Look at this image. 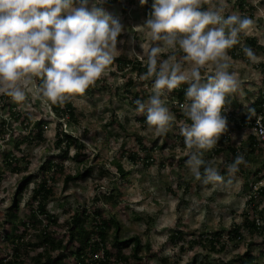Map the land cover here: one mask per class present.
<instances>
[{
    "label": "rangeland",
    "instance_id": "rangeland-1",
    "mask_svg": "<svg viewBox=\"0 0 264 264\" xmlns=\"http://www.w3.org/2000/svg\"><path fill=\"white\" fill-rule=\"evenodd\" d=\"M212 2L218 5V0ZM152 3L150 0L143 5L139 0L112 2L103 0L101 5L103 9L112 17L119 19L125 29L118 36L117 56L122 55L126 59H137L146 63V56L143 59L141 56L143 50L149 46V34L143 25L150 16ZM243 12L253 20V25L240 34V43L236 45V57L227 53L230 57L228 71L234 73L239 80L237 92L229 95L225 104V112L228 114H232L230 108L233 103L236 104L235 108L238 105L248 108L250 102L259 95L258 91L262 86L260 63L264 58L263 53L254 48L248 38L253 36L264 44V0H226L225 15L227 13L240 15ZM245 47L253 50L255 61L243 55ZM163 58H166V54L161 56V59ZM201 74L202 76L212 74V66L208 65L202 69ZM141 75L128 64L119 69L114 59L103 75L84 94L73 95L68 99L75 106L77 119L65 121L60 117L59 120L64 130L71 132L84 143V153L79 155H76L75 146L65 151L64 148L56 147L54 140L58 130V118L49 103L36 98L30 91L26 101L22 103H16L11 97L0 95V131L3 133L0 136L2 173L0 212L10 203L22 176L30 173L33 176L32 180L39 179L41 163L46 158L54 156L55 161L61 162L62 169L57 170L54 179L50 181L53 192L46 202L47 211L57 217L56 223H50L48 226L51 232H57L66 238L72 212L77 207L95 205L93 197L106 191L112 192V197H100L98 203L108 215L112 214L117 220L118 238L133 236L140 238L138 252L145 256L147 264H227L230 259L243 253L247 248L257 255V263L263 264L264 233L255 232L250 235L242 228L244 233L241 239L229 240L226 232L235 222L241 225L243 211L250 210L252 206H256L257 210L263 209L262 196L258 195L250 203L247 199L251 190L264 183V178L261 177L263 172L255 173L256 168L264 161V148L244 158L246 164L240 165L241 169L234 175L229 176L228 172L221 174L225 177V183L204 184L196 180L186 164L188 150L184 145V137L180 134L181 126L188 122L184 116L171 108L172 100L168 95L164 98L175 116V121L166 135H156L154 128L146 123L145 115L138 114L135 103L130 101L136 90L146 92L144 100L152 94L151 80H141ZM128 76L134 80L130 86L126 85ZM185 86L188 87L187 84ZM185 103L186 100L183 112ZM11 111L21 113L18 120L14 119ZM38 118L47 121L42 140L37 139L36 129L33 128V121ZM2 120L4 126L1 124ZM232 124L228 122V142L231 145H238L247 138L250 130L247 127L234 128ZM20 130L31 134V137L21 145L20 151H16L17 154H27L28 162L25 170L13 172L6 166L3 157L4 153L14 149L13 136ZM139 140L147 147L152 145L153 149L143 150L139 146ZM128 148L140 156L150 154L153 156L152 163L146 165L141 160L132 162L127 153L120 155ZM214 148L204 152L202 158L206 164L218 169L222 164L228 165L234 160L235 156L227 149L217 153ZM117 159H120L123 167L128 170L125 176L116 170L113 160ZM21 161L22 164H26L24 160ZM87 169L89 175L65 179L66 174H75L76 171L83 172ZM240 171L241 173H238ZM33 184L31 181L27 191L22 195L18 209L22 217H28L24 202L28 199ZM38 218L40 220L37 226H44L46 222L44 215L38 214ZM89 222L87 219L85 228L89 226ZM176 227H181L184 233L182 240L173 242L169 234ZM215 230L221 233L225 241L224 249L219 251L211 249L209 242L205 240L210 236V232ZM32 231L33 227L27 229L25 239L35 242L37 236L30 234ZM113 232L114 229L111 227L108 243ZM194 238L198 240L200 238L201 242L197 240L198 242L191 244L188 241ZM147 242L150 244V251L145 249ZM129 243L123 248L126 254L133 251L134 241ZM0 246H8L7 241L1 240ZM261 251L263 253H260ZM30 254L32 249H29L27 256ZM66 263L71 262L66 259Z\"/></svg>",
    "mask_w": 264,
    "mask_h": 264
},
{
    "label": "clouds",
    "instance_id": "clouds-1",
    "mask_svg": "<svg viewBox=\"0 0 264 264\" xmlns=\"http://www.w3.org/2000/svg\"><path fill=\"white\" fill-rule=\"evenodd\" d=\"M139 2L143 5L147 0ZM102 3L0 0V95L22 103L30 91L44 103L63 105L94 85L116 58L118 36L125 30ZM225 9L226 0H218V5L212 0H153L143 25L149 46L141 56H146V72L140 79L151 80L152 94L134 101L136 112L145 115L156 135H166L175 116L164 97L182 84L188 85L184 115L191 123H184L180 134L188 150L186 164L204 184L225 183L218 169L202 157L228 130L222 111L227 97L237 92L239 80L228 71L227 53L253 25L246 16H226ZM243 51L255 61L251 48ZM208 65L212 74L202 76L201 70ZM255 115L254 108H247L249 120ZM257 125L264 135L259 120ZM242 164H246L244 156L237 154L227 165L229 176Z\"/></svg>",
    "mask_w": 264,
    "mask_h": 264
},
{
    "label": "trees",
    "instance_id": "trees-1",
    "mask_svg": "<svg viewBox=\"0 0 264 264\" xmlns=\"http://www.w3.org/2000/svg\"><path fill=\"white\" fill-rule=\"evenodd\" d=\"M107 1L112 2L114 0ZM151 1L153 0H150V2ZM239 5H241V3ZM207 6L208 5H205V7ZM227 15L230 14L227 13L226 16ZM240 16L248 17L244 14V12L241 13ZM248 41L253 44L254 48L259 49L263 53L264 57V44L258 42L253 36L249 37ZM235 51L236 45L229 49L228 53L232 57H236ZM243 55H245L244 51ZM115 60L116 66L119 69L124 68V66L128 64L132 69H135L138 74L146 72V63H142L140 60L126 59L122 55L116 56ZM260 66V82H262L264 80V58L260 63ZM133 82L134 80L128 76L126 79V85L130 86ZM37 83H39V81H37ZM186 89L187 86L182 84L171 94H168V97L172 100L171 108L176 113L178 112V114L184 116L187 120V117L182 111L183 104L186 100L184 95ZM127 91L130 92V90ZM145 94L146 92L144 90H136L133 92V97L130 101L134 104V101L137 99L144 100ZM261 102L262 98L261 94H259L254 101L250 102L248 108H254L255 111H258L260 109ZM49 105L58 118V130L56 131V138L54 140L56 147L64 148L65 151L69 147L75 146L76 155L84 153V143L81 140H78L76 136L71 134V132L64 130L62 128V122L59 120L60 117H62L65 121H75L77 119L78 113L75 110L74 104L70 100H67L63 105H52L50 102ZM231 105L232 108L230 109L232 114H228L225 110H223L222 115L227 118L228 122L233 123L232 127L240 129L247 127L250 130L251 125L246 122L248 120L247 108L239 105L235 108L236 104L234 103ZM11 114L16 120H18L21 115L19 111H11ZM23 119L21 121H23ZM187 122L189 124L191 123L189 120H187ZM46 123L47 121L44 118H38L33 121V128L36 129V136L38 140L43 139V129ZM1 124L3 126L5 125L4 120H2ZM2 135L3 133L0 131V136ZM29 137H31L30 133L20 130L17 134H15V136H13L14 149L4 153V163L6 166H9L10 170L13 172H19L27 168V154H17L16 151H20L21 145L26 142ZM228 138V132L221 135L214 151L219 153L224 149H227L231 155L235 157L237 154H242L244 158H247L251 153L264 148V141L259 139L251 131H249L247 138L244 141H240L238 145H231L228 142ZM138 143L143 150L153 149L152 145L147 147L141 140H139ZM124 153H127V156L132 162H138L141 160L147 165L153 161V156L150 154L140 156L134 150L129 148L123 150L120 155H124ZM54 158V156L48 157L41 163L39 167V173L41 176L39 179L32 180V174H24L22 176V180L15 189L10 203L2 212H0V223L3 222V224H0V241L6 240L8 243V246L6 247L0 246V264H67L66 259L70 260V264H147L144 260L145 256L139 254L138 252L140 238L138 236L121 239L118 238L117 229L119 224L117 220L112 214L108 215L102 205L98 203L100 197L111 198L113 195L112 192L105 191L104 193L93 197L95 205L91 207H77L71 214L66 238H63L62 235H58L57 232L53 233L48 230L49 224L56 223L57 221L55 214L49 213L46 209V202L53 192V186L50 181L54 179L55 172L62 169L61 162L55 161ZM21 160H24L26 164H22ZM113 163L120 175L125 176L126 173H128V170L123 167L120 159L113 160ZM226 167L227 165L222 164L218 168L220 174H226L228 172ZM240 169L241 168H239V170ZM256 171L257 172L255 173L262 171L263 173L261 177L264 178V161L256 168ZM238 173H241V171ZM86 175H89V169L83 172L76 171L75 174H66L65 179H77ZM1 179L2 173L0 172V181ZM31 181H33L34 184L31 187L28 199L24 202L25 209L29 214L28 217H22L19 215L18 209L20 207L22 195L27 191L28 185ZM258 195L264 198V183L257 185L253 190H251V194L247 199L248 203H250ZM243 213L241 225L235 222L227 229L226 237L229 240L241 239L244 233L242 228L246 229V232L250 235L255 232L261 234L264 233V205L263 209L261 208L260 210H257L256 206H252L250 210H245ZM38 214H43L46 218V222L42 227L37 226V223L40 220L38 218ZM87 219H89L90 224L85 228L84 225ZM29 227H33V231L30 232V234L37 236V240L35 242L25 239V234ZM111 227H113L114 232L110 239V243H108V233ZM183 233L184 230L181 227H176L173 232L169 234V238L173 242L180 241L182 240ZM210 233V236L205 239L209 242V247L215 251L224 249L225 241L222 239L221 233L218 230ZM197 240L198 238L188 239L191 244ZM130 241H134L133 251L126 254L123 252V248L129 245ZM198 241L201 242V239L199 238ZM262 243L264 244V237L262 238ZM38 247L41 248L38 249ZM29 249H32V254L27 256ZM145 249L147 251H150L151 249L148 242L145 244ZM260 253L263 252L261 251ZM27 257L29 260H27ZM256 258L257 255L252 253L251 250L247 248L243 253H240L230 259L227 264H258Z\"/></svg>",
    "mask_w": 264,
    "mask_h": 264
},
{
    "label": "built area",
    "instance_id": "built-area-1",
    "mask_svg": "<svg viewBox=\"0 0 264 264\" xmlns=\"http://www.w3.org/2000/svg\"><path fill=\"white\" fill-rule=\"evenodd\" d=\"M261 88L259 89V94H261L262 102L260 109L256 112L255 117L251 120H247L246 122L251 125L250 131L255 134L259 139L264 141V135H261L259 131V126L257 125V120L260 121V126H264V80L261 82Z\"/></svg>",
    "mask_w": 264,
    "mask_h": 264
}]
</instances>
